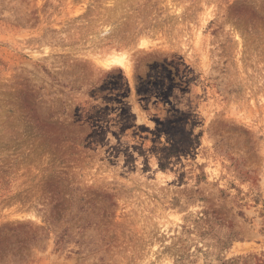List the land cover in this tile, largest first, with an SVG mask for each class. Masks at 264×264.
I'll use <instances>...</instances> for the list:
<instances>
[{
  "label": "rangeland",
  "instance_id": "rangeland-1",
  "mask_svg": "<svg viewBox=\"0 0 264 264\" xmlns=\"http://www.w3.org/2000/svg\"><path fill=\"white\" fill-rule=\"evenodd\" d=\"M0 264H264V0H0Z\"/></svg>",
  "mask_w": 264,
  "mask_h": 264
}]
</instances>
